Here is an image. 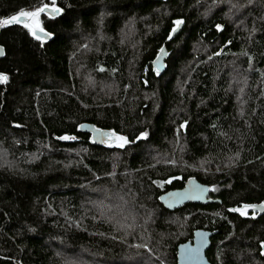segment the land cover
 Masks as SVG:
<instances>
[{"label": "trees", "instance_id": "trees-1", "mask_svg": "<svg viewBox=\"0 0 264 264\" xmlns=\"http://www.w3.org/2000/svg\"><path fill=\"white\" fill-rule=\"evenodd\" d=\"M41 3L0 0V18ZM57 6L43 44L0 28V264H177L198 229L210 264H264V211H229L264 204V0ZM81 124L148 137L101 147ZM193 179L217 202L162 206Z\"/></svg>", "mask_w": 264, "mask_h": 264}, {"label": "snow or ice", "instance_id": "snow-or-ice-1", "mask_svg": "<svg viewBox=\"0 0 264 264\" xmlns=\"http://www.w3.org/2000/svg\"><path fill=\"white\" fill-rule=\"evenodd\" d=\"M249 3L252 2V0H248ZM63 12V9L61 7L57 6V0H51V4L47 3H41L40 6L34 7L32 10H25L24 8L19 9L15 14L9 15L5 18H0V28H6L11 25H21L24 29L27 30V33L32 36L36 41L41 42L43 44L44 38L49 37L52 35V33L47 32L45 30V27L43 26L42 20H41V14L44 13L49 17H53L55 15H58ZM183 23L182 19H176L173 21V28L172 32H176L179 26ZM217 30H221V25L215 26ZM169 38H171V35H169ZM163 49H161V53H163ZM4 54V50L2 47H0V55ZM252 58L249 57V62L251 63ZM103 69H101L102 71ZM159 73L157 72V75ZM9 80V77L7 74L0 73V84L7 83ZM187 123V122H185ZM184 124L180 125V128H184ZM93 131L98 134L99 140L94 141L100 144L107 145L109 148H119V149H125L126 146L136 143V141H140L142 139H146L148 137V133L146 131L140 132L138 135L134 137V139H130L127 135L118 132L116 130H104L98 127H93ZM58 139L60 140H76V136H69L64 135L60 136ZM180 179V177H172L167 181V183H171L172 180ZM215 189H213L214 191ZM170 197H182L186 196L187 193H169ZM257 207H264V204L261 205H253V204H243L241 207L231 208L229 211L234 213H239L240 216H248V210L252 209V218H255V209ZM203 235V234H201ZM135 247L138 248H145L147 249V245H135ZM183 249H185L184 254L189 259H196L199 257L200 253V247L197 246L195 248H188L187 246L182 245ZM149 251H151L149 249ZM261 255H264V241H261ZM161 264H163V261H161Z\"/></svg>", "mask_w": 264, "mask_h": 264}, {"label": "water", "instance_id": "water-1", "mask_svg": "<svg viewBox=\"0 0 264 264\" xmlns=\"http://www.w3.org/2000/svg\"><path fill=\"white\" fill-rule=\"evenodd\" d=\"M155 3L164 2L165 0H151ZM182 24L179 26L176 32H172L171 37H175L181 30ZM50 37H45L44 40H48ZM1 56V55H0ZM165 59L166 56L163 53H160L157 58L152 62V66L156 72L161 74L165 70ZM93 125L91 124H81L78 127L80 132L89 134L90 143L92 145H97L101 147H107V145L100 144L94 141H98V134L93 131ZM107 131V130H106ZM61 142H68V140H60ZM169 193H187L186 196L182 197H170ZM210 190L207 186L197 182L196 180H189L183 188L179 190L169 191L163 194L160 197V203L167 210H175L180 209L187 204H195V205H207L211 203H215L217 201L210 198ZM219 202V201H218ZM257 210L264 211L263 208H257ZM256 211V210H255ZM203 234V235H201ZM214 235V232H210L207 230L198 229L195 230L192 234V238L185 243L179 244L176 250V259L177 264H210L206 257V252L208 251L211 245V237ZM187 246L188 248H195L197 246L200 247L199 257L196 259H189L185 254V249L181 246Z\"/></svg>", "mask_w": 264, "mask_h": 264}]
</instances>
